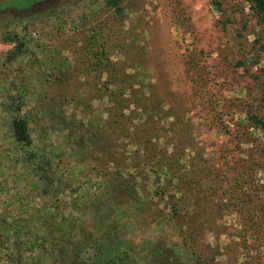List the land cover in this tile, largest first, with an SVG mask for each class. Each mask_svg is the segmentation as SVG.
Instances as JSON below:
<instances>
[{"label":"rangeland","instance_id":"rangeland-1","mask_svg":"<svg viewBox=\"0 0 264 264\" xmlns=\"http://www.w3.org/2000/svg\"><path fill=\"white\" fill-rule=\"evenodd\" d=\"M46 1H2L1 7L19 12L0 13V37L7 31H27L34 44L42 45L41 50L31 46L33 56L53 57L42 70L56 72L61 66L70 87L77 82L94 86L99 81L93 75L99 69L91 63L85 44L90 28L97 25L98 44L110 59L136 61L148 76L143 82L152 84V96L173 111L170 120L180 118L189 131L190 136L180 133L185 139L182 145L174 139L165 141L183 152L189 169L186 178L194 180L188 182L186 194L188 210L201 215L200 252L214 254V264H264V130L248 119V114L264 119V51L263 40H258L263 26L249 3L216 0L217 7L214 0H121L123 10L117 13L105 5L106 0ZM56 1L54 8L44 10ZM33 12L38 15L25 20ZM11 46L0 42V85L17 68L39 69L22 58L5 64L1 56ZM65 112L83 116L72 106ZM45 126L50 123L31 124L34 144L61 154L58 173L71 185L66 195L95 192L100 181L87 173L89 165L71 156L66 133ZM138 184L139 191L153 189L151 179L138 178ZM159 202L162 206L164 201ZM150 211L127 235L142 257L147 241L159 234L171 241L179 239L168 225L158 229L149 223ZM89 213L83 216L87 223Z\"/></svg>","mask_w":264,"mask_h":264},{"label":"trees","instance_id":"trees-1","mask_svg":"<svg viewBox=\"0 0 264 264\" xmlns=\"http://www.w3.org/2000/svg\"><path fill=\"white\" fill-rule=\"evenodd\" d=\"M120 1L106 0L105 5L121 13ZM246 1L263 26L258 40H263L264 51V0ZM214 3L220 7L219 1ZM1 12L19 11L0 6ZM37 15L26 14L25 20ZM96 26L85 44L99 69L94 86L77 82L70 87L61 66L56 72L42 70L53 57L33 56L31 48L41 50L42 45L34 44L27 31H7L0 37L1 43L12 45L1 56L5 64L22 58L39 66L17 68L0 85V264H214V254L199 250L201 215L188 210L187 185L194 180L186 178L183 152L165 141L182 145L180 133L190 136L189 131L180 118L170 120L173 111L152 96V84L143 82L148 76L136 61L110 59L98 44ZM94 100L105 104L94 106ZM68 106L79 108L82 118L66 114ZM248 119L264 130L262 117L248 114ZM39 121L50 123L46 129L66 133L71 156L89 165L87 173L100 181L95 192L66 195L71 185L58 173L61 154L34 144L30 126ZM138 178L151 179L152 191H139ZM88 210L90 223L83 218ZM147 210L149 223L158 229L168 225L179 239L159 234L147 241L142 257L127 235Z\"/></svg>","mask_w":264,"mask_h":264},{"label":"water","instance_id":"water-1","mask_svg":"<svg viewBox=\"0 0 264 264\" xmlns=\"http://www.w3.org/2000/svg\"><path fill=\"white\" fill-rule=\"evenodd\" d=\"M0 1H2V0H0Z\"/></svg>","mask_w":264,"mask_h":264}]
</instances>
